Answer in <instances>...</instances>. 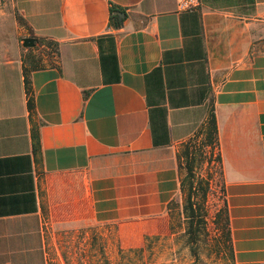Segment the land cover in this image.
Listing matches in <instances>:
<instances>
[{
  "label": "crops",
  "instance_id": "1",
  "mask_svg": "<svg viewBox=\"0 0 264 264\" xmlns=\"http://www.w3.org/2000/svg\"><path fill=\"white\" fill-rule=\"evenodd\" d=\"M10 4L0 14V264H47L54 206L73 222L115 224L120 244L157 231L180 199L176 144L209 113L234 262L264 264V0L183 12L176 0Z\"/></svg>",
  "mask_w": 264,
  "mask_h": 264
},
{
  "label": "rangeland",
  "instance_id": "2",
  "mask_svg": "<svg viewBox=\"0 0 264 264\" xmlns=\"http://www.w3.org/2000/svg\"><path fill=\"white\" fill-rule=\"evenodd\" d=\"M10 2L0 0V14L3 8L5 13L6 9L12 13ZM14 16L19 19L16 13ZM45 47L52 51L48 44ZM206 134L204 122L189 137L176 144L175 152L181 164L179 174L183 176L184 145L188 144L187 158L200 147L202 158L195 165L194 175L208 182L203 195L200 190L194 194L198 199L203 196L205 215L193 243L187 240L185 232L187 221L181 211V192L180 199L167 210L164 224L161 222L157 231L144 234L139 244H120L115 224L73 222L69 207L54 206L46 210L44 217L47 264H235L229 229L226 237L224 214L220 212L224 196L218 164L213 160L216 148L206 142Z\"/></svg>",
  "mask_w": 264,
  "mask_h": 264
},
{
  "label": "trees",
  "instance_id": "3",
  "mask_svg": "<svg viewBox=\"0 0 264 264\" xmlns=\"http://www.w3.org/2000/svg\"><path fill=\"white\" fill-rule=\"evenodd\" d=\"M26 93L27 94L29 93L27 89H26ZM26 104H27L28 109L31 110L32 98L29 94L27 95ZM205 125L207 129V134H206L207 141L206 142L212 143L214 147L216 148V153L214 154L213 160L216 162V164H218V173L221 177V160H220V156H219L218 149H217L216 129H215V123H214V118H213L212 113L208 114L207 119L205 121ZM32 137L34 138V134H32ZM188 152H189L188 144H185L184 150L182 152V154H184V157H185V162H184L185 174L179 177V190L183 194L181 211H182L184 218L187 221L186 222L187 228L185 230V232L187 233V240L193 243L197 237V231L199 230L198 225L199 223L203 224V221H204L203 216L205 215V210L202 207L203 196L202 198L198 199L194 197V194L200 190L203 195L205 189L207 188L208 182L207 180H203L202 178H197L194 175L195 165L199 164L202 158V152L200 151V147H198L197 150L193 151V154L191 157H189L188 155L189 158H187ZM175 156H176V163L178 164L177 169L179 173L180 168H181L180 167L181 164L178 162L179 155L175 153ZM172 203L173 201L168 204V209ZM220 212L224 214L223 226L225 227L226 237H228L227 216L225 212L224 200L222 201Z\"/></svg>",
  "mask_w": 264,
  "mask_h": 264
},
{
  "label": "built area",
  "instance_id": "4",
  "mask_svg": "<svg viewBox=\"0 0 264 264\" xmlns=\"http://www.w3.org/2000/svg\"><path fill=\"white\" fill-rule=\"evenodd\" d=\"M199 5V0H176V10L183 12L195 9Z\"/></svg>",
  "mask_w": 264,
  "mask_h": 264
},
{
  "label": "water",
  "instance_id": "5",
  "mask_svg": "<svg viewBox=\"0 0 264 264\" xmlns=\"http://www.w3.org/2000/svg\"><path fill=\"white\" fill-rule=\"evenodd\" d=\"M33 44H34V39L31 37H24L21 39V45L23 47H30L33 46Z\"/></svg>",
  "mask_w": 264,
  "mask_h": 264
}]
</instances>
